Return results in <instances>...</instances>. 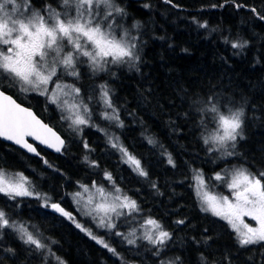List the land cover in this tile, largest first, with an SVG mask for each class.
Listing matches in <instances>:
<instances>
[{"label": "trees", "instance_id": "1", "mask_svg": "<svg viewBox=\"0 0 264 264\" xmlns=\"http://www.w3.org/2000/svg\"><path fill=\"white\" fill-rule=\"evenodd\" d=\"M116 2L127 20L137 25L129 35L137 38L139 60L135 67L109 64L98 72L80 61L78 77L58 73L57 83L80 89L79 97L74 93L66 97L70 104L82 101L90 109L89 124L81 125V131H74L70 121L63 119L70 115L67 106L62 111L46 96L21 91L19 83L0 75V88L32 108L65 141L59 153L37 146L39 154L33 156L0 140V170L20 172L31 191L41 197L13 199L0 193V211L10 221L34 229L46 245L36 249L24 244L12 229L0 230V264H161L177 257L178 264H264V246L240 247L226 221L201 211L194 188L197 171L207 181L231 167L246 168L256 176L264 172V19L259 18L264 16V0ZM245 41L243 48L231 47L232 42ZM100 85L107 86L122 127L101 118L105 108ZM53 87L50 83L49 88ZM209 97L223 111L244 110V139L230 149L236 152L234 156L210 153L203 143L202 137L214 127L211 123L204 126L206 116L200 112ZM111 137H118L141 161L147 178L123 162L122 154L109 143ZM168 154L175 167L168 163ZM91 161L98 166H91ZM105 172L112 180L105 179ZM94 182L115 185L140 210L112 221L113 230L97 227L72 203L80 185ZM44 196L71 213L75 222L46 207ZM148 218L171 234L159 255L147 240L139 238L145 234L139 226H145ZM178 220L184 223L177 224ZM76 223L103 239L119 257ZM133 230L138 237L135 245L116 235Z\"/></svg>", "mask_w": 264, "mask_h": 264}, {"label": "snow or ice", "instance_id": "2", "mask_svg": "<svg viewBox=\"0 0 264 264\" xmlns=\"http://www.w3.org/2000/svg\"><path fill=\"white\" fill-rule=\"evenodd\" d=\"M58 8L63 11L57 10V7L51 4L45 5L42 10L34 9L32 0H0V46H2L0 47V75L13 83H19L21 91H36L46 96L49 103L57 105L62 111L66 110L67 106L70 115L64 116L63 119L70 121L69 127L74 131H81V125L89 124L90 109L82 101L79 104L68 105L67 99H62L73 93L75 97H79L80 89L74 85L57 83L58 73L63 72L68 76L78 77L76 65L80 62V57L87 58L94 72L105 71L109 64L127 63L130 67H135L134 62L139 60L135 42L137 38L130 36L127 30L123 35L116 34L115 27L119 25L115 23V18L124 15V9L119 7L115 0H59ZM251 10L256 12L254 8ZM259 18L264 19V16ZM199 26L207 27L206 24ZM246 44V41L232 42L231 47L243 48ZM66 46L70 47L71 51H65ZM50 83L54 84L53 88L48 87ZM100 99L105 108L101 118L115 121L122 127L106 85H100ZM200 112L206 116V119L202 121L204 126L207 127L209 123L214 126L211 133L202 137L208 152L220 151L225 156L236 155V152L232 150L236 148L238 139H244L243 108L223 111L209 97L203 103ZM49 136L54 138L55 143L49 140ZM0 137L13 141L33 153H36V148L28 143L25 137H33L40 143L55 147L58 152L64 145V141L50 127L37 119L29 109L21 107L11 96L6 95L2 88H0ZM148 142L154 143L151 139ZM109 143L122 154L123 162L127 163L133 172L140 177H148V172L142 167L141 161L119 143L118 137H111ZM84 146L88 148L86 142ZM87 159L85 157L86 161ZM167 159L168 163L175 167L170 154ZM90 163L93 167L98 166L95 161ZM104 176L105 179L112 180L110 173L105 172ZM194 179L201 211H210L212 215L226 221L236 233L240 247L256 244L264 246V172L256 176L246 168L234 169L230 180L226 181L229 189L233 191L234 202L227 196L216 197L203 192L205 179L199 171L196 172ZM214 179L225 180V177L216 173ZM22 181L23 178L15 182L6 180L3 172L0 171V193L13 199L17 196L33 195L41 198L39 193L31 191L25 186L26 182ZM113 186L115 192L107 193L103 187L97 186L94 182L92 187L100 193L102 202L96 203L93 209L85 211L86 215H91L93 211L102 212L104 215L100 218L97 227L108 230L116 227L112 222L111 213L119 217L124 213L118 209H127L129 215L140 210L136 201L129 196L115 194L120 193L121 190ZM152 186L156 187L155 184ZM80 187L84 191L89 190L86 185H80ZM74 195L80 197L81 193L76 192ZM110 195L111 200H109ZM43 199L45 206H49L50 198L44 196ZM91 204H93V198L89 196L85 209ZM50 207L75 222L71 213L65 211L58 203H51ZM243 216L251 217L256 221L257 226L253 227L244 223L241 219ZM176 223L183 224L184 221L178 220ZM145 224L151 226L154 231L145 232L139 238L147 240L153 246L155 254L159 255L171 238V234L164 231L159 222L152 218L146 219ZM76 227L119 257V253L114 248L95 236L90 229L79 223H76ZM6 228L17 233L18 238L26 245H34L36 249L46 247L24 224L10 221L5 212L0 211V230ZM116 235L123 236L129 245H135L138 239L135 230L127 235L120 232ZM7 251L14 253L11 248ZM178 261L179 257L168 262L161 261V264H178ZM59 264H63V261Z\"/></svg>", "mask_w": 264, "mask_h": 264}, {"label": "rangeland", "instance_id": "3", "mask_svg": "<svg viewBox=\"0 0 264 264\" xmlns=\"http://www.w3.org/2000/svg\"><path fill=\"white\" fill-rule=\"evenodd\" d=\"M34 1H36L38 3L37 5L32 3L33 6H34V9H41L42 10L45 5L51 4L53 7H57V10L63 11L62 9L58 8L59 0H34ZM115 2H116V0H115ZM38 5H40V7ZM73 14H74V12H73ZM115 23L117 25H119V26L115 27V32H116V34L118 36L119 35H123L125 30H127L129 34L131 32H135L137 30V28H136L137 25L135 24V22L127 20V16H126L125 11H124V15L117 16L115 18ZM0 47H2V46H0ZM65 51H71V48L66 46L65 47ZM80 61L83 62L85 64V66H87V67L90 66L89 63L87 62V58L86 57H80ZM48 87H49V85H48ZM62 99H67V101L69 100L66 97H62ZM68 105H71L69 101H68ZM236 168H240V167L227 168L222 173H220L222 176L225 177V180H216V179H214L216 174H214V176L212 178H210L211 181L205 180V185H204V188L202 189V191L203 192H207L209 195H213V196H216V197L227 196L230 200H232L234 202L235 201V197L233 195V191L229 189L228 183L226 181L230 180L231 173ZM3 174H4V177H5L6 180H10V181H13V182L20 181L21 178H23L22 182H26L25 186L29 187L26 179L24 178L23 175L20 174V172H18V173H15V172H3ZM17 174H19V175H17ZM95 184L97 186L103 187L107 193H114L115 192L114 187H111L110 185H106L105 183H95ZM92 185L93 184L86 185V186H88V189H89L88 191H84L83 188L79 187L78 190H76V192H80L81 196L80 197H76L74 195V197L72 198V203L75 202V207H76L77 211L80 213V215H82L83 218H87L92 223H94V222L99 223L100 218L104 215L102 212L101 213H96L95 211H93L91 215H86L85 214L86 210H91V209L94 208V205L96 203L102 202V197H101L100 193H98L96 191V188L92 187ZM194 188H195V185H194ZM29 189H30V187H29ZM195 191H196V188H195ZM115 194L123 196V194H121V193H115ZM89 196H91L93 198V204L88 205L87 209H85V205H86V203L88 201ZM109 200H111V195L109 196ZM198 201H199V205L201 207V203H200L199 197H198ZM51 203H53V202H51V200L48 201L49 206H50ZM118 211L123 212L124 215L128 214V210L127 209H118ZM209 213H211V212L209 211ZM110 216H111L112 221H114L115 219L118 218L114 213H111ZM94 217H95V219H94ZM105 219H107V218H105ZM241 219L244 221V223H247L250 226H253V227L257 226L256 225V221L252 220L251 217H249V216H243ZM128 223H130V220H128ZM139 227H140V233L143 232V234L145 232L154 231V229H152V227L149 226V225H145V226L140 225ZM229 227L231 228L230 225H229ZM29 231L32 232L33 235L37 239H39L41 241L42 237L38 234V232H36L34 229H30ZM232 231H233V229H232ZM234 234H235V237H236V233L235 232H234ZM236 239H237V237H236Z\"/></svg>", "mask_w": 264, "mask_h": 264}, {"label": "water", "instance_id": "4", "mask_svg": "<svg viewBox=\"0 0 264 264\" xmlns=\"http://www.w3.org/2000/svg\"><path fill=\"white\" fill-rule=\"evenodd\" d=\"M4 92H5V91H4ZM5 94L11 96L12 99L16 101V103H18L19 105H21V107L29 109V110H30V111L36 116L37 119H39L43 124H46L48 127H50V128L52 129V131L55 132L56 135L59 136V137L64 141V138L62 137V135H61L56 129H54L52 126H50V125H49L48 123H46L44 120H42V119H41V118L35 113V111H34L32 108H30V107H28V106H26V105H23L22 103L18 102V101H17L12 95H10L9 93L5 92ZM48 138H49V140H50L52 143H55L54 138H51L50 136H49ZM0 140L5 141V142H7V143H10V144H12V145L18 147L19 149H21V150L24 151L25 153H27V154H29V155H33V156L37 155L36 153H38L37 146H39V147H41V148H43V149H46V150H48V151H51V152H53V153H59V152H61V151H59V152L56 151V150H55V147H49L46 143H40L39 140H36V139H34L33 137H25V140H27L28 143L32 144V145L36 148V153L29 152V151H27L25 148H22L20 145L15 144L13 141L6 140V139H4L3 137H0ZM64 145H65V141H64ZM64 145L62 146L61 150L63 149ZM58 204H59V203H58ZM59 205H60V204H59ZM60 206H61V205H60ZM61 207H62V206H61ZM62 208H63V207H62ZM49 209H50L51 211L57 213V214H60V213L54 211L51 207H50ZM63 209H64V208H63Z\"/></svg>", "mask_w": 264, "mask_h": 264}]
</instances>
